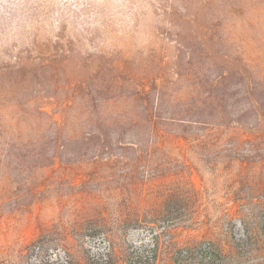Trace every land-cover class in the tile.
I'll return each mask as SVG.
<instances>
[{"label": "rangeland", "instance_id": "rangeland-1", "mask_svg": "<svg viewBox=\"0 0 264 264\" xmlns=\"http://www.w3.org/2000/svg\"><path fill=\"white\" fill-rule=\"evenodd\" d=\"M0 264H264V0H0Z\"/></svg>", "mask_w": 264, "mask_h": 264}, {"label": "trees", "instance_id": "trees-1", "mask_svg": "<svg viewBox=\"0 0 264 264\" xmlns=\"http://www.w3.org/2000/svg\"><path fill=\"white\" fill-rule=\"evenodd\" d=\"M228 75H229L228 72L219 74L218 77L216 78L215 82L213 83V86L216 85L217 83H219L221 79H225Z\"/></svg>", "mask_w": 264, "mask_h": 264}, {"label": "built area", "instance_id": "built-area-1", "mask_svg": "<svg viewBox=\"0 0 264 264\" xmlns=\"http://www.w3.org/2000/svg\"><path fill=\"white\" fill-rule=\"evenodd\" d=\"M39 250V247H35L34 252L37 253Z\"/></svg>", "mask_w": 264, "mask_h": 264}]
</instances>
